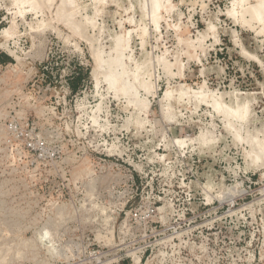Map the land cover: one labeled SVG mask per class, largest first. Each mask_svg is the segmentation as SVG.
Here are the masks:
<instances>
[{"label":"rangeland","instance_id":"1","mask_svg":"<svg viewBox=\"0 0 264 264\" xmlns=\"http://www.w3.org/2000/svg\"><path fill=\"white\" fill-rule=\"evenodd\" d=\"M151 1L0 0V264H264L258 0Z\"/></svg>","mask_w":264,"mask_h":264},{"label":"bare ground","instance_id":"2","mask_svg":"<svg viewBox=\"0 0 264 264\" xmlns=\"http://www.w3.org/2000/svg\"><path fill=\"white\" fill-rule=\"evenodd\" d=\"M153 1V5H152V20H154L155 21V23H156V20H157V11L159 10V9H166V7H164V5L162 4L163 2L162 1H164V0H152ZM151 1V2H152ZM70 2V1H69ZM234 2V4H237L238 2L239 3H244V2H246L247 3V0H234L233 1ZM65 3H66V1H65ZM65 3H63V4H65ZM72 3V2H71ZM71 3H70V6H71ZM66 4H69V3H66ZM233 4V5H234ZM63 6V5H62ZM67 6V5H66ZM167 7H169V8H171V5H167ZM236 7V6H235ZM248 10L250 11V12H252L253 13V18H254V20H256V21H258L259 23H261V24H263V28H262V30L264 31V0H258V2L255 4V5H252V6H249V8H248ZM151 12H150V14H151ZM229 15L230 16H233L234 17V19L237 21L238 19H237V17H236V13L234 12V9H232V11H230V13H229ZM71 21V20H70ZM239 21V20H238ZM242 23L243 24H246V23H249L248 21H245V20H242ZM69 24H71V22L69 23ZM73 27V26H72ZM73 29H74V27H73ZM74 30H76V29H74ZM5 35H8V31H4L3 32ZM117 42V41H116ZM121 43V42H120ZM120 43H118V44H116L117 46H116V48L115 49H113L114 50V54H115V57L114 58H109L108 60H106L103 64L105 65V66H102V68H103V71L105 70V74L104 73H102V75H103V77H104V79L106 80V82L108 83V85H109V88L110 89H117V90H119L123 95H125V94H127L128 93V91L129 90H131V89H129V88H127V86H126V81L124 82L123 81V78H124V76L125 75H127V73L123 70L122 72H120V73H118L117 72V70L120 68H122V57L120 56L121 54H120V48H119V44ZM97 52V51H96ZM98 53V52H97ZM122 53V52H121ZM120 54V55H119ZM101 53H98V54H96L95 55V61H99L100 59L102 60V58H101ZM121 59V60H120ZM102 63V62H101ZM101 67V66H100ZM104 67H106V69H104ZM100 70V69H99ZM99 70H97V71H99ZM122 70V69H121ZM102 70H100V72H101ZM100 72H98L95 76H97L98 74H100ZM126 77V76H125ZM129 77V76H128ZM96 78V77H95ZM127 80V79H126ZM97 82V84H98V81H96ZM143 82V81H142ZM148 83V82H147ZM96 84V85H97ZM144 84V83H143ZM149 84V83H148ZM131 86V85H130ZM142 87H143V89L144 90H146V91H148L150 88L149 87H151L150 85L149 86H147L146 84L145 85H142ZM180 87V86H179ZM133 88V87H132ZM142 89V90H143ZM132 91H134V89L132 90ZM146 91H144L145 93H147ZM195 91V90H194ZM130 92V91H129ZM136 90L134 91V93H133V95H135L136 93ZM149 92H150V90H149ZM148 92V93H149ZM210 92V91H209ZM165 94V96L164 97H169V96H172V95H174L173 94V91H171L170 89H168L167 91H166V93H164ZM192 95V97L194 96V98H196V99H199V100H201V101H206L205 100V93H204V91H203V88H201V91H199V92H192V90L190 89V88H188V87H185V86H182V87H180V90H179V92H178V95L180 96V97H182V96H190V95ZM129 96H130V94H129ZM134 98H135V96H133ZM170 98V97H169ZM216 98V97H215ZM130 99H132V98H130ZM213 101V100H212ZM134 102V104H136V102H137V99H136V101H133ZM146 103V102H145ZM144 102H142V101H139V103H137L138 105L140 104V106L142 105V106H144L143 108H146V105L147 104H145ZM136 104V107L138 106ZM135 106V105H134ZM140 106H138V107H140ZM141 106V107H142ZM148 106V105H147ZM213 108L215 109V110H217V111H221V107H223V105L221 106V104L218 102V101H214V103H213ZM224 108V107H223ZM225 109H227L225 112H227V114L229 115V116H237V115H242L244 112H245V115H246V112H247V110H248V108H247V105L246 106H242V107H240L239 108V111H237V110H233V109H231V108H225ZM229 125V124H228ZM175 144L178 146V147H180V148H184L186 145H188L189 143H193V142H198L199 144H202V145H205L206 144V140L204 139V136L202 135V134H200L198 137H195V138H193V139H188V140H186V139H176L175 141ZM261 147V146H260ZM263 149H264V145H263ZM263 151V150H262ZM261 152V151H260ZM263 154H264V152H263ZM261 155H262V153H261ZM261 155H259V156H261ZM258 159V158H257Z\"/></svg>","mask_w":264,"mask_h":264},{"label":"trees","instance_id":"3","mask_svg":"<svg viewBox=\"0 0 264 264\" xmlns=\"http://www.w3.org/2000/svg\"><path fill=\"white\" fill-rule=\"evenodd\" d=\"M7 59H8V58H6V57L4 58V57H3V60H7ZM76 80H78V79L74 77L73 79H71V80L69 81V86H70L71 88H75V85H76L75 82H77Z\"/></svg>","mask_w":264,"mask_h":264},{"label":"built area","instance_id":"4","mask_svg":"<svg viewBox=\"0 0 264 264\" xmlns=\"http://www.w3.org/2000/svg\"><path fill=\"white\" fill-rule=\"evenodd\" d=\"M75 70H80V69H75ZM77 71H75V72H73V73H71V75H70V79L69 80H71V79H73L75 76H77ZM69 85V84H68ZM70 88V87H69Z\"/></svg>","mask_w":264,"mask_h":264}]
</instances>
